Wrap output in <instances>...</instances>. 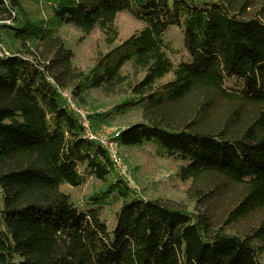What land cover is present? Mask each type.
I'll return each instance as SVG.
<instances>
[{
  "label": "trees",
  "instance_id": "1",
  "mask_svg": "<svg viewBox=\"0 0 264 264\" xmlns=\"http://www.w3.org/2000/svg\"><path fill=\"white\" fill-rule=\"evenodd\" d=\"M123 12L143 27L119 41ZM61 26L107 52L74 66ZM0 32L32 45L0 56V264H264V0H0ZM58 90L140 109L115 140L180 162L194 211L134 195ZM88 177L104 187L80 209L62 187Z\"/></svg>",
  "mask_w": 264,
  "mask_h": 264
},
{
  "label": "rangeland",
  "instance_id": "2",
  "mask_svg": "<svg viewBox=\"0 0 264 264\" xmlns=\"http://www.w3.org/2000/svg\"><path fill=\"white\" fill-rule=\"evenodd\" d=\"M115 24L118 28L119 41L143 27L141 22L133 19L126 12L117 15ZM58 32L66 47L73 53V65L82 70L91 69L97 54H104L108 50L103 42V36L98 30L92 31L89 35H84L72 26H61ZM164 40L169 41L172 48L179 51L176 55L169 53L174 63L189 59L188 53L181 48L183 38L179 29L170 28L165 34ZM26 48H32V45L27 44L23 48L12 35L0 32V56L5 53L9 55L18 54ZM169 78V76L166 77V79ZM123 100L124 98L121 96H104L97 90H89L82 95L81 99L73 98V104L85 114L92 133L97 136L107 135L112 137L115 132L124 127L143 120L140 109L115 113V106ZM159 150L157 147L154 148L152 144L132 148L118 145L117 154L121 165L126 169L125 177H123L116 168L118 175L128 185L132 193L143 200L160 199L172 205L180 206L188 212H193V202L187 198L185 193L189 183L181 182L176 175L181 163L159 156L157 153ZM103 187L104 185L101 182L93 177H88L78 187L64 185L62 191L69 193L73 203L78 208L83 209L85 208V199L90 194L100 191ZM119 206L120 202L105 207L103 211V219L109 230L114 226L113 214ZM261 259L264 261V253Z\"/></svg>",
  "mask_w": 264,
  "mask_h": 264
},
{
  "label": "built area",
  "instance_id": "3",
  "mask_svg": "<svg viewBox=\"0 0 264 264\" xmlns=\"http://www.w3.org/2000/svg\"><path fill=\"white\" fill-rule=\"evenodd\" d=\"M4 55H7V54L5 53ZM58 92H59L60 97L65 100L68 108L75 114L83 130L84 137L90 141L98 142L106 150L107 154L111 158V161L113 162V164L119 171L120 175L125 177L126 169L121 165V161L117 154V146L119 144L115 140V138L119 134V131L115 132L112 135V137H108L107 135H100V136L95 135L89 129V121L88 119H86L85 114L81 110H79L76 106H74L73 97L70 91L58 90Z\"/></svg>",
  "mask_w": 264,
  "mask_h": 264
}]
</instances>
